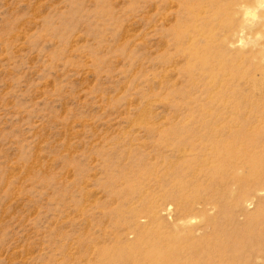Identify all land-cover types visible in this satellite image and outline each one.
I'll list each match as a JSON object with an SVG mask.
<instances>
[{
  "label": "rangeland",
  "instance_id": "rangeland-1",
  "mask_svg": "<svg viewBox=\"0 0 264 264\" xmlns=\"http://www.w3.org/2000/svg\"><path fill=\"white\" fill-rule=\"evenodd\" d=\"M240 1L0 0V264H148L174 235L180 264H264V192L234 205L200 160L264 145Z\"/></svg>",
  "mask_w": 264,
  "mask_h": 264
},
{
  "label": "bare ground",
  "instance_id": "bare-ground-1",
  "mask_svg": "<svg viewBox=\"0 0 264 264\" xmlns=\"http://www.w3.org/2000/svg\"><path fill=\"white\" fill-rule=\"evenodd\" d=\"M258 8H264V0H250V2L240 1L239 3H237L236 9L242 12L239 21L240 24L239 27L235 31H233L232 35H234L233 36L234 39L228 41V45L237 48L244 47L242 39L245 36L247 37L248 34L250 35L249 32L250 30L259 27L264 31V14L259 13ZM253 41L254 42L252 45L255 46L256 48L255 50H257L256 54L258 55V59H260L262 62L264 61V44L261 43L259 44L257 41H255V38ZM259 87H261V90L264 91V82H260ZM262 129H264V127H262ZM239 131L240 132L238 133V137L243 138V136H245V133L247 132V129L243 127ZM234 136L236 137L237 134H235ZM209 143H211L210 147L204 146V144L202 145V152L204 155L202 156L203 158L200 160L203 164V167L208 168L207 172L206 170L203 171L204 176L206 177L209 176L213 181L215 175L219 171H222L223 174H226L228 176V179H231V182L238 183L241 187L239 191H236L234 188H232L230 184L226 186V182L222 184L229 196L237 194L235 195L234 198V205L245 204V206H247L248 202L251 203V200L246 198V196L249 195L248 193H254L255 195H260L264 192V145L259 144L260 146H258L256 142L251 144L241 143V146H239L240 148L238 146H233L229 151H231L232 153L235 152L238 153L240 152V153L237 160L231 162L227 159V156L225 155L228 152V150H225L226 148L221 149L219 147L220 145L218 144V142L214 140H212V142ZM184 152L185 151H182L183 154ZM263 203L264 201H262V204ZM167 209H170V207ZM192 217L178 219L177 223L180 225H188L189 223L192 222ZM184 235L186 239L193 238L192 236L193 233L191 231H188ZM179 239H180L179 236L174 235L173 238L169 240V243L167 244L168 246L166 247H161V246L158 247L157 242L155 243L151 242L152 245L154 244V249L153 250L150 249V251H147L145 253V256H143L142 258L143 261H145L148 264H180L181 256L179 255L183 247H182V242H180ZM195 245L196 244L194 242H189L186 247L188 248V250H191L195 248ZM145 247H147V245ZM163 248L164 251H166L165 253L166 255L162 254ZM167 250H171V252L168 254ZM157 252L160 255L159 257H157L156 254ZM194 252L195 249L191 251V254L193 255ZM128 259L130 258L128 257L121 258L117 262H119V264H123L124 261Z\"/></svg>",
  "mask_w": 264,
  "mask_h": 264
}]
</instances>
